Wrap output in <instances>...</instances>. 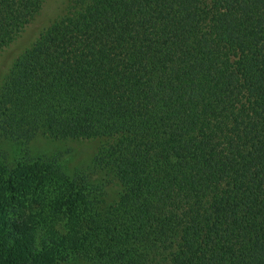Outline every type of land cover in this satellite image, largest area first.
Here are the masks:
<instances>
[{
    "label": "trees",
    "instance_id": "1",
    "mask_svg": "<svg viewBox=\"0 0 264 264\" xmlns=\"http://www.w3.org/2000/svg\"><path fill=\"white\" fill-rule=\"evenodd\" d=\"M0 137V264H264V0H0Z\"/></svg>",
    "mask_w": 264,
    "mask_h": 264
},
{
    "label": "rangeland",
    "instance_id": "2",
    "mask_svg": "<svg viewBox=\"0 0 264 264\" xmlns=\"http://www.w3.org/2000/svg\"><path fill=\"white\" fill-rule=\"evenodd\" d=\"M19 143V142H17ZM25 150L34 158L46 160L58 165V169L66 176H71L80 166V171L86 169V161L94 150V143L89 141H71L66 139H51L41 134L25 142ZM20 144L9 143L0 137V158L8 164L14 163L19 156L24 155Z\"/></svg>",
    "mask_w": 264,
    "mask_h": 264
}]
</instances>
